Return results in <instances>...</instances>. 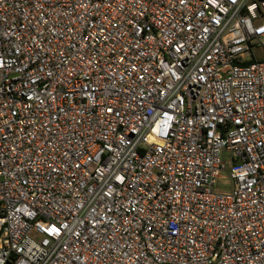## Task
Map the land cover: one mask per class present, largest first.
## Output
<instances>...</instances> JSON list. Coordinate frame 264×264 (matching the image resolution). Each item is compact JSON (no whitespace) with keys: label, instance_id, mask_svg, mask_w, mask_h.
<instances>
[{"label":"built area","instance_id":"built-area-1","mask_svg":"<svg viewBox=\"0 0 264 264\" xmlns=\"http://www.w3.org/2000/svg\"><path fill=\"white\" fill-rule=\"evenodd\" d=\"M0 264H264V0H0Z\"/></svg>","mask_w":264,"mask_h":264},{"label":"rangeland","instance_id":"rangeland-1","mask_svg":"<svg viewBox=\"0 0 264 264\" xmlns=\"http://www.w3.org/2000/svg\"><path fill=\"white\" fill-rule=\"evenodd\" d=\"M224 155H226V154H224Z\"/></svg>","mask_w":264,"mask_h":264}]
</instances>
